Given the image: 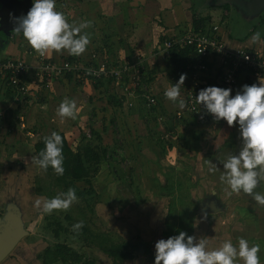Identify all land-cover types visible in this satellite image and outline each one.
I'll use <instances>...</instances> for the list:
<instances>
[{"label":"crops","instance_id":"crops-1","mask_svg":"<svg viewBox=\"0 0 264 264\" xmlns=\"http://www.w3.org/2000/svg\"><path fill=\"white\" fill-rule=\"evenodd\" d=\"M200 3L199 9H193L191 0H56L57 10L64 12L69 22L78 24L85 20L92 21L91 27L86 29L90 33L91 43L80 56L69 55L67 52H49L47 56L51 61L60 63L70 58L74 61L80 59L87 64L91 62L92 54H96L98 59L109 61H131L145 55L142 64L153 69L156 78L150 82L147 90L142 94L139 92L138 95L129 97L132 106L128 105L125 98L123 101L120 86H117L118 97L116 98L119 104L111 103L108 106L105 101L104 106H102L97 103L100 102L98 99L101 98V95L93 82L73 77H55L48 82L51 88L50 95L44 93L43 90L33 96L19 93L7 83L5 75L0 72V134L5 135V138L9 137L11 140H16L17 143L22 142L19 143L20 148L27 149V154H29L33 152V145L40 134L48 135L56 131L59 126H69L70 129L66 132V137L69 139L72 137L70 141H73L74 138L78 140L80 130H85L87 126H90L92 129L101 131L103 145H112L118 141L120 148L114 154L116 158L113 161L114 164H119L117 158L122 161L126 158L124 156H130V154H132L134 161L140 157V152H142L141 143L147 142L150 151L153 153L151 164L164 165L168 157L177 153L175 149L170 150L167 147H165V154L160 153L157 148L159 145L157 139L161 138L164 141L169 138L168 134L183 133L185 126L176 123L179 118L176 113L180 112L181 117L188 119L192 112H188L186 107L179 109L164 95L166 88L176 84L179 80L168 77L172 66L166 59L167 53H161L163 44L169 39L177 38L188 32L212 33V28L217 26L220 38L227 46L230 48L240 47L229 32H225L220 28V24L211 20L213 14L210 10H212L213 4L206 6V0ZM206 18H209V22H206ZM13 32L10 31L9 39L10 43L11 40L14 43L11 53L15 57L12 55L5 56L0 59V63L7 57L25 61L31 69L24 81L26 84L34 86L36 84L34 68L37 64V51L30 46L25 38H22L19 44L16 43L15 35L11 34ZM2 36L6 39L7 34ZM255 44L260 47L255 52L259 51L264 54V43ZM11 45L9 44V46ZM217 74L218 61L214 58L213 63L210 64L209 73L200 75V85L216 79ZM191 80L188 71L183 84L188 86L191 84ZM259 82L260 80L252 79L247 73L242 72L238 75L237 87L232 95H235L242 85L259 84ZM147 94L153 95L157 103H160L158 107H154L155 112L149 111L144 106L145 98L142 97ZM184 95V89L181 86V97L184 98ZM65 97L74 98L77 101L80 111L75 120L71 118L61 120L56 113L59 104ZM150 112L156 118V123L150 121ZM160 117H162L161 121L159 120ZM127 123L131 124L127 125ZM8 124H13L9 135L6 134ZM29 136L31 140H34L32 144H30ZM20 148H16L15 157L23 159L26 155L22 151L20 153ZM116 154H121V157L116 156ZM1 170L0 167V172ZM166 174L171 173L167 171ZM138 210L139 212L142 211V209ZM139 218L141 217L139 216ZM152 218L151 212L146 213L145 219L141 218L136 222H133L129 216L133 222L131 230L134 229L135 233H138L140 238L145 241H152L153 234L157 240L162 239L163 232L160 228H149L148 220ZM158 220L160 221V218ZM174 234L175 231L172 235ZM96 254L99 257L96 264H111V260L107 256L98 251ZM144 258L146 260L151 259V253L146 251L139 255L136 264H155V256L151 262H145Z\"/></svg>","mask_w":264,"mask_h":264},{"label":"rangeland","instance_id":"rangeland-1","mask_svg":"<svg viewBox=\"0 0 264 264\" xmlns=\"http://www.w3.org/2000/svg\"><path fill=\"white\" fill-rule=\"evenodd\" d=\"M200 4V2L195 3L193 9H199ZM211 4H213L212 10H210L213 14L211 20L220 24V28L225 32H229L232 38L238 42L239 48L253 52L259 50L260 47L250 42L251 36L256 31L261 32L262 40H264V19L262 17L264 11L250 12L246 7L234 3L233 0H206V6ZM215 8L217 10H214ZM206 22H209V18H206ZM6 34V39L0 35V59L9 55L14 56L11 53L14 43L12 40L10 43V32ZM11 34L15 35V41L18 44L24 38L22 34L16 32ZM9 44L12 45L9 46ZM243 86L237 92L241 91ZM208 116L209 119L204 121L200 112L190 115V118L195 120L199 129L208 131L207 137H213L210 144L211 152L216 153V158L223 159V161L230 154H238L242 147L239 126L235 124L230 127L226 121H216L211 114ZM176 123L183 125L185 122L176 121ZM129 124L131 123H127V125ZM85 130L86 135L90 136V131ZM33 141L30 137V144ZM159 141L161 138L157 139L158 143ZM19 143L22 142L17 143L16 140L5 138V135L0 134V146H2L0 152V167L2 168L0 172V214L4 213L7 204L17 205L22 213L24 228L29 232V235L19 242L1 264H40L35 260V256L52 242L51 237L44 231V226L48 222L47 217L52 214L61 215L65 210L54 211L52 214H41L34 207L36 198H50L47 189L41 190L44 193L42 196L36 192L39 186L42 188L41 180L46 179V176L35 162H32V157L35 158L33 152L27 154L28 150L20 148ZM76 144L77 140L74 138L71 141V146L75 147ZM16 148H20L19 151L26 155L25 158L15 157ZM157 148L160 151L158 146ZM141 151L140 157L134 161L130 154V156H124L126 158L122 161L117 158L119 164L102 165L95 182V189L99 193V202L96 205V215L92 222L94 228L103 232L110 229L109 218L114 212L122 210L127 214L112 226L118 234L124 235L129 232H132L133 235L136 234L134 229L131 230V225L138 219H145L147 212L153 214V218L148 220L149 228L159 229L162 222L158 219L162 220V216L165 215L163 212L168 208L174 210V213L176 211L178 213L170 219L174 226L164 230L162 239L171 237L170 235L177 231L179 227L177 222L180 217L184 222V229L191 231V236L208 238L210 248L219 247L223 241L228 239L236 244L240 237L246 238L250 245L259 244L260 264H264V206L259 205L251 195L243 192L229 195L225 191L226 185L220 180L223 170H219L213 164L210 165L204 151L199 152L195 159L187 160L188 170L185 173L181 172V163H184L186 158L180 154L168 157L164 165H154L151 164L153 153L147 142L141 143ZM118 157H121V154ZM212 168L216 170L210 171ZM167 171L171 174H166ZM36 177L39 178V181H36ZM254 191L264 193V182L258 185ZM212 198L217 200L222 210L212 214L198 213V205ZM138 209H142V211L139 212ZM158 240L154 234L152 241L141 239L143 242L139 243V253L146 251L151 253V259L144 258L145 262L153 260L156 254L155 244Z\"/></svg>","mask_w":264,"mask_h":264},{"label":"clouds","instance_id":"clouds-1","mask_svg":"<svg viewBox=\"0 0 264 264\" xmlns=\"http://www.w3.org/2000/svg\"><path fill=\"white\" fill-rule=\"evenodd\" d=\"M91 25L90 20L78 24L69 22L65 13L57 10L56 0H33L27 14L16 18L14 32L22 34L41 56L49 52L80 56L91 43L90 33L86 31ZM251 42L264 43L260 31L253 33ZM185 79L186 74H181L179 81L164 92L166 99L179 109L187 106L186 100L181 97V85ZM196 101L214 120H224L230 127L239 126L242 147L238 154H230L223 162L224 171L220 180L226 185L225 191L229 195L240 192L251 195L259 205L264 206V193L254 191L264 182V78L259 84L244 85L235 95H232L231 88L208 86L199 91ZM79 111L77 101L65 97L56 113L61 120H75ZM44 144L45 148L38 158L32 157V162L44 171L51 167L57 175H63L62 135L53 131L44 137ZM77 201L76 189L69 188L51 198H36L34 207L41 214H52L69 209ZM71 227L78 233L84 227V221H78ZM259 252L260 245H250L244 237L238 238L236 244L228 239L219 247L210 248L207 237L196 238L181 231L178 235L156 242L155 264H260Z\"/></svg>","mask_w":264,"mask_h":264},{"label":"trees","instance_id":"trees-1","mask_svg":"<svg viewBox=\"0 0 264 264\" xmlns=\"http://www.w3.org/2000/svg\"><path fill=\"white\" fill-rule=\"evenodd\" d=\"M233 1L238 2L239 0ZM197 2H204V0H191L192 7ZM262 17L264 19V15ZM166 59L172 66L168 77L179 80L181 74L188 73L189 67L194 64L197 55L194 53L192 47L174 45L169 49ZM66 60L71 62L74 61L73 59L70 60V58ZM141 75V84L145 86H148L150 82H153L156 78L154 70L147 67L144 68ZM64 77L71 78V75H66ZM126 79L127 77H125V80ZM215 81L216 79H213L212 81H209V83L201 84L200 90L208 86H219ZM48 82L47 78L42 79L39 82V84L43 85V89L39 93L44 90V93L46 92L47 95H50L51 88ZM93 83L97 86L101 95V98L98 99V101H100L97 102L98 104L104 106L105 101L108 106H110L111 103L114 105L119 104L116 99L118 97L117 86H120L121 90L123 87L122 82L116 83L117 85H112V81L104 82L102 80L93 81ZM137 91L136 95H138L139 92L140 94L144 92L142 89ZM120 92L123 101L125 98L129 104V97L126 96L122 90ZM144 104L146 109L151 112H155V108L160 105V103H157L155 108H148L146 106V100ZM151 112L150 121L156 123V118L153 117ZM200 112L204 118L202 120L205 121L209 119L208 114L205 113L206 110L196 101V109L191 114H199ZM181 116L182 115L179 116L181 119L178 118L177 121L179 123L185 122L183 123V125L186 126L184 132L181 134H168V139L159 141L158 147L160 148V153L165 154V147L170 150L175 149L176 153L186 158V161L181 163V172L185 173V171L188 170L187 160H189V158L195 159V156L199 152L204 151L203 153L206 156L207 161L209 163L211 162L210 165L213 164L217 166L219 170L224 171L223 161L216 158V153L211 152L210 144L213 141V137H207L208 131L199 129V127L196 126L197 123L194 119L190 117L184 119V117ZM173 117L175 118V116ZM173 117L171 118L173 119ZM159 120L161 121L162 117H160ZM12 125L13 124H8L6 131L7 135L11 134L13 128ZM112 126L114 127V124ZM86 128L89 129L90 136L86 135L85 130H80L79 138L75 147L71 146L70 139L66 137V132L69 131L68 129H70V127L59 126L56 130V132L60 133L64 139L63 155L65 158V172L63 175H57L51 167H49L47 171H44L37 165L46 176V179L41 180L43 183L42 188L39 186L36 191L39 195L42 196V194H44L42 193L43 191H41L42 189H47V192L49 193L48 196L51 198L60 192H66L69 188H75L78 201L69 209L62 212L61 215L55 216L52 214L47 217L48 222L44 226V231L51 237L52 242L47 244L40 254L38 253L35 256V260L40 264H96L99 257L95 253L98 251L107 256L111 260V264H136L138 256L142 255V253H139V243L142 244L139 234L136 233L133 235L132 232H129L120 235V233L118 234L117 231L112 228L117 221L123 219L127 214L126 212H123L122 210L114 212L108 220L111 228L104 232L97 230L92 225L94 215H96V205L99 202V193H97V190L95 189L97 176L102 169V165L106 164L108 166H113L112 163L116 159L114 154L117 152V149L120 148V145L118 144V141H115L112 145H103L101 131L92 129L90 126H87ZM102 130L104 131L105 129L103 128ZM51 133L48 135H51ZM48 135H38L33 145V156L35 158H38L39 153L45 148L44 137ZM37 180L39 181V178L37 179L36 177V181ZM166 198L168 199L169 197ZM169 205L170 202L168 203V206ZM163 213L165 215L162 216V220L160 219L162 222L160 224V229L164 233L166 228H172L174 226L170 219L172 216L174 217L178 211L174 213V210H169L167 208ZM178 219L177 223L179 227L174 235H178L179 232L184 231L191 236V231L185 230L184 222L180 217ZM81 220L84 221V227L78 233L74 232L71 226Z\"/></svg>","mask_w":264,"mask_h":264},{"label":"built area","instance_id":"built-area-1","mask_svg":"<svg viewBox=\"0 0 264 264\" xmlns=\"http://www.w3.org/2000/svg\"><path fill=\"white\" fill-rule=\"evenodd\" d=\"M174 45L192 47L197 55L196 61L189 67L191 84L181 85L184 89L188 112L196 109V96L200 90L199 77L203 73H209L210 64L213 63L214 58L218 61L216 83L221 88H231L233 92L237 87L238 75L242 72L247 73L252 79L264 78V54L251 52L244 48H230L220 38L217 26L212 28V33L188 32L177 38L169 39L163 44L161 53H168ZM145 57L142 55L141 58L131 61H109L98 59L96 54H92L91 62L87 64L80 59L55 63L48 58L47 54L41 56L37 52V64L34 68L36 84L34 86L24 81L31 67L21 59L7 57L0 63V72L5 75L11 86L22 94L33 95L41 91L43 85L39 82L42 79L47 78L50 81L55 77L71 75L73 78L90 82L112 81V85L122 82L123 93L128 97H134L137 90H147V86L141 84V74L145 68L142 63ZM125 77H127L126 80ZM144 97L148 108L157 105L153 95L147 94ZM128 105L133 104L129 102ZM176 115L179 117L181 113L178 112Z\"/></svg>","mask_w":264,"mask_h":264},{"label":"water","instance_id":"water-1","mask_svg":"<svg viewBox=\"0 0 264 264\" xmlns=\"http://www.w3.org/2000/svg\"><path fill=\"white\" fill-rule=\"evenodd\" d=\"M11 6L0 8V34L14 31L16 18L25 16L33 6L32 0H10ZM5 0H0V7L5 5ZM246 7L250 12L259 13L264 11V0H239L234 2ZM4 4V5H3ZM3 5V6H2ZM222 210L216 199L198 205V213H217ZM29 235L24 228L22 213L15 204H7L3 214H0V264L15 249L21 240Z\"/></svg>","mask_w":264,"mask_h":264},{"label":"flooded vegetation","instance_id":"flooded-vegetation-1","mask_svg":"<svg viewBox=\"0 0 264 264\" xmlns=\"http://www.w3.org/2000/svg\"><path fill=\"white\" fill-rule=\"evenodd\" d=\"M5 2H6L5 5L3 4L4 6L2 5L3 7H0L1 10H2V12L4 11V9H5V10L8 9V8L11 6V4H12L10 0H5ZM6 33H7V32H6V30H5V32H3L2 35H5ZM208 201H209V200H207L206 202H208Z\"/></svg>","mask_w":264,"mask_h":264}]
</instances>
